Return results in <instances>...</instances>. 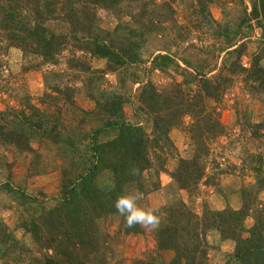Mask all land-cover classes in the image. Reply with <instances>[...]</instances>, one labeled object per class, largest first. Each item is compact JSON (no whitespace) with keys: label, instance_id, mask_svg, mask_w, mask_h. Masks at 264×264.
Instances as JSON below:
<instances>
[{"label":"trees","instance_id":"16d2710c","mask_svg":"<svg viewBox=\"0 0 264 264\" xmlns=\"http://www.w3.org/2000/svg\"><path fill=\"white\" fill-rule=\"evenodd\" d=\"M172 1L0 0V41L7 42L2 48L14 46L25 57L41 58L38 63L25 64L23 71L43 64L55 65L62 51L70 52L66 58L69 76L64 84L51 69L44 73L45 83L50 78L56 81L46 85L51 92L46 93L50 102L41 101L47 104L43 109L25 96L23 108L6 106L0 110V149L9 153L34 152L31 143L36 139L52 145L56 154L60 151L59 163L54 166L59 171L58 193L52 207L45 205L40 193L29 194L13 186L8 174L0 181V191L15 201L19 210L16 227L36 247L33 251L16 239L0 220V264H107L104 257L109 236L101 233L97 220L117 217L123 234H142L145 228L139 225L127 227L114 203L123 193L136 191L145 196L157 190L161 173H166L170 181L164 187L165 201L158 208L160 225L151 229L155 254L135 259L132 264H208L212 246L206 237L210 232H216L220 241L234 243L233 250L224 254L222 264H264V200L259 199L264 191L261 153L244 159L249 165L254 163L250 165L253 184L238 190L221 188L219 184L215 187L226 203L228 196L235 193L238 208L227 203L222 209H213L205 201L197 212L192 200L199 179L206 173V141L223 132L219 119L213 116L215 106L209 101L220 102L233 87L235 76L241 74V83L257 93L264 105V43L252 55L248 68L239 64L240 45L228 50L218 71L208 77L207 72L194 69L188 60L178 57L179 45L185 42L180 32L184 33L186 26L177 24ZM211 3L221 5L223 10L233 4L239 22L226 11L233 25L207 18ZM249 4L248 11L244 0H197L204 24L212 28L211 35L224 38L227 46L235 36L242 35L243 27L251 32L255 26L264 36V0H249ZM97 10L112 13L119 22L111 30L103 29ZM157 41L162 42L164 52L152 58L149 68L139 69L138 65L146 62L148 45ZM86 56L105 59V68H93ZM155 70L172 81L159 89L151 79ZM174 71L180 72V82L174 81ZM107 72L116 75V85L100 89V79ZM74 80L86 87L94 110L89 118H78L77 126L68 128L58 117L61 108L74 105L78 89L69 83ZM132 83L139 84L134 93ZM126 104L131 105L132 118L126 117ZM51 107L54 110L46 112ZM242 111L247 117V111ZM173 129L188 133L195 148L191 156L178 155L169 137ZM39 157L37 154L34 159L35 168ZM169 157L175 158L171 170L165 167ZM9 167L0 154V169ZM31 169L34 170L32 165ZM228 170L222 168L220 173ZM182 190L189 200L181 198ZM249 217L252 224L247 228L244 223ZM164 252H171V258H162Z\"/></svg>","mask_w":264,"mask_h":264},{"label":"rangeland","instance_id":"374dc122","mask_svg":"<svg viewBox=\"0 0 264 264\" xmlns=\"http://www.w3.org/2000/svg\"><path fill=\"white\" fill-rule=\"evenodd\" d=\"M247 10L250 9L249 0H244ZM176 11L175 20L178 25L186 26V31L180 33L184 36V41L179 45L178 57H184L190 64L197 69L207 72V76L214 75L222 64V59L226 57L225 53L236 46L241 45L242 55L240 56L239 64L243 68H248L251 63V58L254 53L260 50L262 43H264V36L254 31H247V27H243L241 36H235L231 46H227L226 40L218 37L216 34L211 35L213 32L207 25L204 24V15L198 10L197 0H174L172 1ZM233 5V4H232ZM223 10L222 6L217 3L208 5L207 10L210 16L207 18L212 19L219 24L231 23L232 18L238 21L237 7H232ZM234 8V10H233ZM230 14L228 15L225 14ZM239 13V12H238ZM99 26L103 29L111 30L119 22L114 15L105 10H97ZM239 15V14H238ZM242 15V14H241ZM242 18V17H241ZM128 20V18H126ZM199 24V25H198ZM211 30V31H210ZM6 41H0V110L5 107L19 109L23 108L22 98L28 96L30 102L40 109H43V102H50V97L46 93L50 92L47 83L55 84L56 79L50 78L47 83L44 80V73L52 70V73L61 76V84L68 80L69 69L67 67L66 58L69 55L68 50L62 51L58 57V63L43 64L38 69H30L23 71L25 64L38 63L41 58L28 56L25 57L21 50L12 46L2 48ZM235 44V45H234ZM162 42H151L147 47L145 54V63L139 64V69L151 66L152 58L164 51L161 49ZM227 48V49H226ZM174 50V49H172ZM77 54H81L78 52ZM234 57V56H233ZM230 56L229 60H231ZM93 68H105V59L90 58ZM264 65V57L261 61ZM183 66V65H182ZM195 66V67H194ZM175 72V71H174ZM174 81L180 82L182 76L180 72L176 71L174 74ZM103 78L100 79V89H110L116 85V75L107 72L103 73ZM241 74L235 76L233 87H230L221 98V101H209L213 109V116L218 118L222 125V134L217 137H210L206 141L208 154L205 158V172L203 177L199 179L197 184V194L193 195L194 207L197 212H200V205L202 202L208 204L213 209H222L227 203L233 207L238 208L240 205L239 199L235 193L228 196L227 203L221 193L217 192L215 187L217 184L221 188H231L238 190L241 186H247L254 183V175L252 167L245 163V158L253 156V154L261 153L264 158V105L259 101L257 93H252L248 88L241 83ZM151 79L157 83L158 88L166 86L172 81V78L164 76L158 70L151 74ZM70 84L77 87L78 91L75 92L73 102L74 105H66L65 109L61 108L58 119H62L66 127L77 126L78 118H89L94 110V103L87 96V89L81 84V81H69ZM138 83L131 84V91L138 86ZM159 88V89H160ZM51 93V92H50ZM261 96H264L261 94ZM133 101V99H132ZM51 109L46 112H51ZM127 118H132L131 105L124 106ZM242 110H246L247 117H243ZM83 112H90L85 114ZM91 114V115H90ZM80 116V117H79ZM189 117L184 118L187 123ZM91 124L93 122H90ZM259 125V127H257ZM90 126V125H89ZM169 137L172 140L178 155L182 157L191 156L195 149L190 142L189 135L184 129H173L169 132ZM31 146L34 152L23 153H9L4 149H0L7 162L9 169L5 171L0 169V181L5 180L7 174L10 176L11 184L25 190L29 194H38L45 200L47 207H52L56 202L59 185V171L54 167L59 163V152L55 153V149L47 142L39 143L38 140H32ZM39 154V161L35 168L34 159ZM253 162L256 163V156ZM31 165L34 170L31 169ZM175 165V158L169 157L165 167L171 170ZM45 168L43 172L41 170ZM222 168H226V173H220ZM144 176H147L144 174ZM146 178L145 185L150 189V182ZM160 187L157 190L149 191L145 196L141 195L138 204L144 208L158 209L165 201L164 187L170 181L166 173H161L159 176ZM135 193H137L135 191ZM180 196L183 200L187 201V193L182 190ZM259 199L264 200V191L259 194ZM15 201H13L7 194L0 191V220L8 227L14 234L16 239L23 241L27 247L33 251L36 250L28 235L23 234L21 229H18L17 224V210L15 208ZM245 226L248 228L252 224L251 217L245 220ZM97 226L101 233L107 234L109 237L106 242L105 260L107 264H132L135 259H143L147 254H155V244L151 229H146L142 234H123L119 229V220L117 217L109 216L106 219L97 220ZM118 229L120 231H118ZM208 244L212 248L208 251V264H222L223 256L233 250L234 243L232 241H220V237L216 232L207 234ZM162 258L168 260L171 258V252H164Z\"/></svg>","mask_w":264,"mask_h":264},{"label":"clouds","instance_id":"9594fccd","mask_svg":"<svg viewBox=\"0 0 264 264\" xmlns=\"http://www.w3.org/2000/svg\"><path fill=\"white\" fill-rule=\"evenodd\" d=\"M139 199H141L139 193H123L115 200L114 207L119 215L124 217L129 229L137 225L146 229H156L161 222V217L157 214L158 209L141 207L138 204Z\"/></svg>","mask_w":264,"mask_h":264},{"label":"crops","instance_id":"0c3cea01","mask_svg":"<svg viewBox=\"0 0 264 264\" xmlns=\"http://www.w3.org/2000/svg\"><path fill=\"white\" fill-rule=\"evenodd\" d=\"M254 31H256L258 34H261V30L257 27L254 28Z\"/></svg>","mask_w":264,"mask_h":264}]
</instances>
